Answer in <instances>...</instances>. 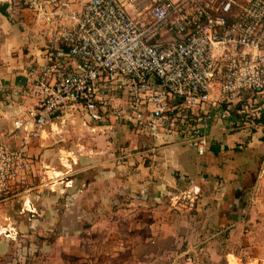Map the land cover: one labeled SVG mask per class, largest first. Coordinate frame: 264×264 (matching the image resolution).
<instances>
[{
    "label": "crops",
    "instance_id": "crops-1",
    "mask_svg": "<svg viewBox=\"0 0 264 264\" xmlns=\"http://www.w3.org/2000/svg\"><path fill=\"white\" fill-rule=\"evenodd\" d=\"M49 43L48 28L21 0L0 4V132H13L35 106L32 93L15 99L12 90L30 88L28 73L48 63ZM247 110L260 128L238 126ZM81 124L99 146L90 163H59L60 146L48 147L67 127L59 121L25 147L20 132L7 140L29 157L16 188L38 175L47 186L26 203L29 230L44 233L43 253L58 247L93 264H185L188 253L199 264H264V94L245 95L227 120L214 116L202 156L170 139L152 155L151 139L127 125ZM188 189L198 191L195 206L177 207L173 197Z\"/></svg>",
    "mask_w": 264,
    "mask_h": 264
},
{
    "label": "built area",
    "instance_id": "built-area-1",
    "mask_svg": "<svg viewBox=\"0 0 264 264\" xmlns=\"http://www.w3.org/2000/svg\"><path fill=\"white\" fill-rule=\"evenodd\" d=\"M21 1L48 28V63L29 71V89L12 90L37 101L0 132V203L27 173L23 147L56 121L123 124L151 139L152 155L170 139L202 156L214 116L264 94V0H88L79 10L76 0ZM258 118L247 110L238 126L258 129ZM15 132L22 148L7 143ZM197 200L194 189L173 197L180 208ZM184 261L199 264L195 254Z\"/></svg>",
    "mask_w": 264,
    "mask_h": 264
},
{
    "label": "rangeland",
    "instance_id": "rangeland-1",
    "mask_svg": "<svg viewBox=\"0 0 264 264\" xmlns=\"http://www.w3.org/2000/svg\"><path fill=\"white\" fill-rule=\"evenodd\" d=\"M70 119L66 123L67 127L62 132H58V136L49 143L48 147L58 149L60 146V155L64 162L60 160L59 163H74L75 159L77 163H90L85 160L90 158L93 155L92 151L99 149V146L84 129L81 119L75 117ZM81 158L82 162H80ZM30 160L32 163L42 162L35 154L31 155ZM40 177L38 175L30 184L24 182L19 188L15 186L11 194L14 195L12 200L0 203V264H93L90 258L77 259L68 254L60 255L62 249L58 247H54L50 254L48 251L44 252V255L42 249L44 233L29 230L26 224L28 196L42 194L43 192L39 193V191L47 189V186L40 182ZM70 186L71 191H74V184ZM60 188H57L58 191Z\"/></svg>",
    "mask_w": 264,
    "mask_h": 264
},
{
    "label": "trees",
    "instance_id": "trees-1",
    "mask_svg": "<svg viewBox=\"0 0 264 264\" xmlns=\"http://www.w3.org/2000/svg\"><path fill=\"white\" fill-rule=\"evenodd\" d=\"M263 120V119H262ZM260 121H261V119H260Z\"/></svg>",
    "mask_w": 264,
    "mask_h": 264
}]
</instances>
